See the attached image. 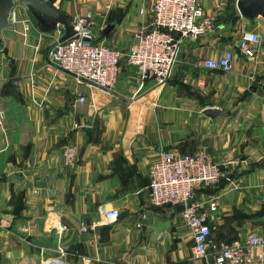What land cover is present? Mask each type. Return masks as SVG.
<instances>
[{
  "label": "crops",
  "instance_id": "1",
  "mask_svg": "<svg viewBox=\"0 0 264 264\" xmlns=\"http://www.w3.org/2000/svg\"><path fill=\"white\" fill-rule=\"evenodd\" d=\"M238 1L199 0L214 28L182 41L166 84L142 81L123 62L108 90L59 69L48 55L56 26L41 25L19 6L14 29L1 33L0 264H50L57 260L45 259L59 257L58 244L65 264H215L211 248L205 257L193 256L178 205L149 203L148 168L172 149L201 151L223 164V177L197 192L217 208L210 224L214 244L264 238V19L242 15ZM150 3L54 4L69 22L90 12L94 41L126 50L136 32L149 28ZM23 19L29 20L26 36ZM108 25L113 28L104 35ZM243 31H257L262 40L250 59L237 47ZM230 49V72L202 67L203 58ZM12 77L20 78L17 86L8 83ZM207 108L223 113L211 117ZM68 143L78 148L70 168L61 157ZM111 208L127 216L105 222L102 213ZM81 221L93 229L80 231Z\"/></svg>",
  "mask_w": 264,
  "mask_h": 264
},
{
  "label": "built area",
  "instance_id": "2",
  "mask_svg": "<svg viewBox=\"0 0 264 264\" xmlns=\"http://www.w3.org/2000/svg\"><path fill=\"white\" fill-rule=\"evenodd\" d=\"M19 6L25 5L17 3L14 6L13 23L17 21ZM139 12L146 15L144 9ZM147 16L149 28L136 32L131 46L122 50L94 41L93 14H75L70 20L76 32L72 37L59 41L60 24L49 34L53 40L48 51L50 60L79 81L85 80L103 89L114 87L123 62L135 67L142 81L151 77L157 84L164 85L177 66L182 41L213 30V18L204 12L199 0H151ZM21 21L26 36L29 20ZM261 41L257 31H243L237 41L239 53L247 59L253 58ZM234 58L235 53L230 49L220 56L203 58L201 65L230 72ZM78 100L83 102L84 96ZM77 152L75 143L63 146L61 157L65 167L75 165ZM222 165L201 151L186 153L172 149L161 152L148 168L149 203L153 207H180L179 217L191 232L193 256L205 257L211 248L215 264H264V238L257 234L241 243L226 245H216L211 239L210 224L217 208L213 202L199 199L197 192L223 177ZM118 215L119 210L111 208L102 213V219L113 222ZM78 227L82 232L93 229L84 221ZM56 252L59 255L56 260L62 262L60 256L65 254V249L58 244Z\"/></svg>",
  "mask_w": 264,
  "mask_h": 264
},
{
  "label": "water",
  "instance_id": "3",
  "mask_svg": "<svg viewBox=\"0 0 264 264\" xmlns=\"http://www.w3.org/2000/svg\"><path fill=\"white\" fill-rule=\"evenodd\" d=\"M55 2L56 0H0V47L3 45L1 33L4 30L14 29V23L11 20V15L12 9L17 3L24 4L33 17L43 26L52 27L57 24L62 25L64 34L61 36L59 41H64L65 39L72 37L76 32L67 17L60 10L59 5L54 4ZM237 8L242 15L248 18H253L254 16L260 14L264 19V0H239L237 2ZM112 28V25H108L104 29L103 34L106 35ZM19 79V77L9 78L8 83L17 86ZM204 113L208 116L215 117L223 112L216 108H207L204 110ZM82 129L86 132L89 131V127L87 126H83ZM125 216H127V212H122L118 215L117 219L120 220ZM50 264L65 263L53 261Z\"/></svg>",
  "mask_w": 264,
  "mask_h": 264
},
{
  "label": "rangeland",
  "instance_id": "4",
  "mask_svg": "<svg viewBox=\"0 0 264 264\" xmlns=\"http://www.w3.org/2000/svg\"><path fill=\"white\" fill-rule=\"evenodd\" d=\"M30 31H31V29H30ZM58 258V256L57 255H55V256H51V257H47L46 259H45V261H47V260H51V259H57Z\"/></svg>",
  "mask_w": 264,
  "mask_h": 264
},
{
  "label": "bare ground",
  "instance_id": "5",
  "mask_svg": "<svg viewBox=\"0 0 264 264\" xmlns=\"http://www.w3.org/2000/svg\"><path fill=\"white\" fill-rule=\"evenodd\" d=\"M54 261V260H53ZM53 261H51V262H53Z\"/></svg>",
  "mask_w": 264,
  "mask_h": 264
}]
</instances>
